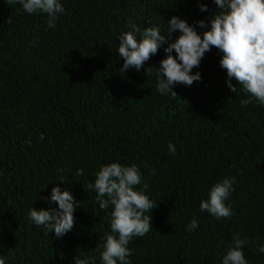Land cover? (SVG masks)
<instances>
[{"label":"trees","instance_id":"1","mask_svg":"<svg viewBox=\"0 0 264 264\" xmlns=\"http://www.w3.org/2000/svg\"><path fill=\"white\" fill-rule=\"evenodd\" d=\"M60 2L65 11L49 28L46 14L0 0V259L102 264L112 206L100 209L87 185L102 165L117 162L140 169L145 194L158 205L152 230L129 242L131 264H222L237 233L248 242V264H264V105L234 78L237 91H230L215 47L192 70L201 81L175 85L176 97L157 91L167 44L139 71H121L118 38L132 24L141 33L150 26L167 32L172 16L195 25L217 11L213 0ZM225 177L235 179L225 201L232 215L216 219L200 202ZM53 187L80 202L61 238L28 216L32 208L58 207L44 199ZM193 219L198 227L189 232Z\"/></svg>","mask_w":264,"mask_h":264},{"label":"clouds","instance_id":"2","mask_svg":"<svg viewBox=\"0 0 264 264\" xmlns=\"http://www.w3.org/2000/svg\"><path fill=\"white\" fill-rule=\"evenodd\" d=\"M19 3L28 14L43 13L47 16L49 28L56 27L58 14L65 9L60 0H9V3ZM217 11L207 21L200 20L195 25H189L179 16H172L168 23V31L161 32L159 27H146L143 32L135 24L131 31L119 36L118 55L123 59L121 71L130 68L139 71L151 56L157 54L164 44L166 58L160 61L157 68L160 78L157 81V91L161 95L169 92L173 97L177 93L173 87L177 84L191 86L201 81L199 72L192 74L194 68H199L205 53L215 47L220 53V66L226 70V86L232 93L237 87L231 81L234 78L245 93L254 97L264 105V0H213ZM201 12L208 11L206 4H200ZM206 29L202 34L196 30ZM179 32L174 42L168 43L172 34ZM136 33H140L137 39ZM167 34V35H165ZM173 51L175 56L172 55ZM152 67L145 70L151 75ZM253 101L241 99L240 104L247 107ZM44 139L43 134L40 137ZM168 149L175 154V146L171 143ZM147 167V165H145ZM153 173L155 169L152 170ZM82 174V170L78 173ZM63 183V181H60ZM234 178L225 177L221 182L212 186L208 198L200 202V211L207 212L216 219L229 218L232 215L227 201L232 193ZM143 185L142 187H138ZM149 185L142 180V173L135 165L124 166L114 162L102 165L96 173L94 185L89 183L88 189L97 193L96 199L102 210L109 209L111 234L105 233L102 244V264H131L128 257L133 251L128 247L134 237H143L150 230L151 210L158 205L145 194ZM45 202L58 205L57 208L36 210L32 208L29 219L36 226H44L49 233L54 232L57 238L63 237L74 227V213L79 207L70 191H62L60 187H53L50 199ZM148 213V214H146ZM198 227V221L193 219L187 226L189 232ZM248 242L240 239L237 233L233 243L223 255L222 264H248L242 249ZM264 253V245L258 248ZM0 264H5L0 259ZM76 264H87V261L76 259Z\"/></svg>","mask_w":264,"mask_h":264}]
</instances>
